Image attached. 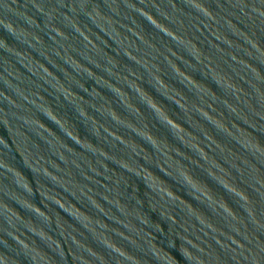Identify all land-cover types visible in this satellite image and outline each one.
<instances>
[{
    "label": "water",
    "instance_id": "1",
    "mask_svg": "<svg viewBox=\"0 0 264 264\" xmlns=\"http://www.w3.org/2000/svg\"><path fill=\"white\" fill-rule=\"evenodd\" d=\"M0 264H264V0H0Z\"/></svg>",
    "mask_w": 264,
    "mask_h": 264
}]
</instances>
